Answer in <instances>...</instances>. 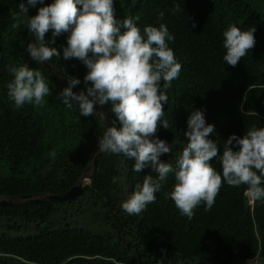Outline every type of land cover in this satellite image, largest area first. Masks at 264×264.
Listing matches in <instances>:
<instances>
[{"label":"trees","instance_id":"trees-1","mask_svg":"<svg viewBox=\"0 0 264 264\" xmlns=\"http://www.w3.org/2000/svg\"><path fill=\"white\" fill-rule=\"evenodd\" d=\"M20 2L0 0V198L69 191L81 181L107 128V121L95 115L96 130L90 117L60 102L58 94L66 88L60 74L79 79L76 88L83 91L88 69L78 59L63 58L70 33L49 44L60 52L48 61L51 67L32 60L26 51L32 33L24 18L19 28L12 27ZM177 4L180 11L174 12ZM42 5L29 8L28 15L35 16ZM113 6L116 18L134 19L142 35L144 27L163 23L174 36L166 42L182 68L163 105L169 128L158 123L153 137L173 146L160 156L161 162L176 168L194 110H202L206 124L215 126L208 139L217 143L219 154L230 135L264 128V0H113ZM160 11L165 13L162 20ZM230 25L241 31L256 28L254 47L235 67L223 60V33ZM52 39L50 30L45 41ZM25 63L43 74L51 95L42 105L17 108L7 95V84L14 79L9 67ZM107 108L111 127L115 117L110 103ZM135 162L101 153L95 178L74 201L0 207V264H264V201L250 203L246 185L224 183L212 209L206 212L202 204L190 220L167 195L176 183L172 172L154 203L128 215L122 202L144 176L157 175L149 168L135 173ZM212 166L222 175L215 158ZM113 177H118L116 183Z\"/></svg>","mask_w":264,"mask_h":264},{"label":"clouds","instance_id":"clouds-1","mask_svg":"<svg viewBox=\"0 0 264 264\" xmlns=\"http://www.w3.org/2000/svg\"><path fill=\"white\" fill-rule=\"evenodd\" d=\"M37 4H44V0L26 3L21 0L18 11L12 14L17 21L12 27L19 28L24 18L28 31L35 37V42L26 48L31 59L42 64L58 58L60 52L49 44H55V37L70 33L67 47H63V58L78 59L88 69L85 90L74 93L72 89L81 81L68 77V87L58 94L60 102L68 108L77 107L82 117L95 116L97 105L110 103L115 119L98 141L99 153L135 158V173L149 168L157 174L155 177L148 174L142 185H135L133 194L121 204L124 212L138 215L154 203L155 194L172 172L176 183L167 195L190 220L200 205H204L206 212L212 209L224 183L232 187L246 185L244 196L250 203L264 201V128L252 127L242 137L230 135L219 154L217 143L208 139L215 126L206 124L202 110H194L184 132L188 143L176 161V168L159 159L172 152L173 146L153 137L158 123L169 128L168 121L163 119V105L168 104L167 89L182 68L166 42L174 40L166 24L146 26L142 35L134 19L125 18L121 22L116 18L113 0H54L30 17L29 8ZM173 11H180V6L175 5ZM164 15L160 11L158 19L162 20ZM50 30L53 39L46 42L45 35ZM255 31V27L241 31L234 25L224 31L223 60L227 65L235 67L254 47ZM9 72L14 79L7 84V95L17 108L25 103L42 105L45 97L51 95L43 74L27 63L9 67ZM99 114L105 117L104 112ZM50 155L55 158V151ZM214 158L221 165L222 175L212 166ZM117 180L118 177H113L112 182Z\"/></svg>","mask_w":264,"mask_h":264},{"label":"water","instance_id":"water-1","mask_svg":"<svg viewBox=\"0 0 264 264\" xmlns=\"http://www.w3.org/2000/svg\"><path fill=\"white\" fill-rule=\"evenodd\" d=\"M53 1L54 0H47L41 7L50 5ZM37 14H38V12L35 15H37ZM32 42L33 43L35 42V37L33 34H32ZM44 63L46 65V67H51L47 61ZM52 69H54V68H52ZM55 71L58 72L57 70H55ZM60 75L64 79L65 86L68 87V80H66L62 74H60ZM72 91L74 93L79 94V92L81 90H79L75 87L72 89ZM97 106H99V105H97ZM99 107L101 109V112L105 113V120L107 121V127H110L109 111H108L107 105L99 106ZM89 117H90V121L93 124V126L95 127V129L98 130V122L96 120V117L95 116H89ZM100 156H101V153H99L98 147H97L88 167L85 170V173H84L81 181L79 182V184L74 186L69 191L64 192V193H60V194H44V195H39V196L25 195V196H21L18 198H0V207L16 206V205H20L23 203H25V204H41L44 201H49L52 203L64 205L70 201H74L75 199H77L79 196L82 195L83 188L85 185L84 182L87 180L86 181V182H88L87 184H90V182L95 178V170H96Z\"/></svg>","mask_w":264,"mask_h":264},{"label":"rangeland","instance_id":"rangeland-1","mask_svg":"<svg viewBox=\"0 0 264 264\" xmlns=\"http://www.w3.org/2000/svg\"><path fill=\"white\" fill-rule=\"evenodd\" d=\"M96 111H97V116L99 117V119L103 122H105V117H102L99 112H101V109L99 106H96ZM87 184V183H85ZM236 264H260L258 261H253V262H245V263H241V262H237Z\"/></svg>","mask_w":264,"mask_h":264},{"label":"bare ground","instance_id":"bare-ground-1","mask_svg":"<svg viewBox=\"0 0 264 264\" xmlns=\"http://www.w3.org/2000/svg\"><path fill=\"white\" fill-rule=\"evenodd\" d=\"M86 181H87V180H86ZM86 181L84 182V184H85V183H88V182H86Z\"/></svg>","mask_w":264,"mask_h":264}]
</instances>
